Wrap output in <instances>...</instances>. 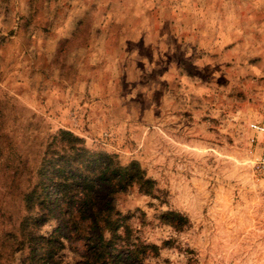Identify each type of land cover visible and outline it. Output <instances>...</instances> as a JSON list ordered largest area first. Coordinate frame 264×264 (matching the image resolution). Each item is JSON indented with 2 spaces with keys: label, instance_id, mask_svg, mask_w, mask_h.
I'll use <instances>...</instances> for the list:
<instances>
[{
  "label": "rangeland",
  "instance_id": "rangeland-1",
  "mask_svg": "<svg viewBox=\"0 0 264 264\" xmlns=\"http://www.w3.org/2000/svg\"><path fill=\"white\" fill-rule=\"evenodd\" d=\"M250 122L264 127V0H0V264H32L24 235L51 230L22 228L21 194L59 128L152 180L113 198L143 264H264Z\"/></svg>",
  "mask_w": 264,
  "mask_h": 264
},
{
  "label": "trees",
  "instance_id": "trees-1",
  "mask_svg": "<svg viewBox=\"0 0 264 264\" xmlns=\"http://www.w3.org/2000/svg\"><path fill=\"white\" fill-rule=\"evenodd\" d=\"M35 177L21 194L31 215L21 226L40 229L48 223L51 230L24 235L33 246L32 264H61L55 253L66 243L79 247L73 264H143L147 245L131 233L130 217L113 204L114 196L131 186L151 193L153 182L136 161L121 164L114 155L91 150L82 138L59 128L46 141ZM165 215L178 217L171 211Z\"/></svg>",
  "mask_w": 264,
  "mask_h": 264
},
{
  "label": "built area",
  "instance_id": "built-area-1",
  "mask_svg": "<svg viewBox=\"0 0 264 264\" xmlns=\"http://www.w3.org/2000/svg\"><path fill=\"white\" fill-rule=\"evenodd\" d=\"M248 127L253 133L257 134L262 133L264 130V127L257 122H250ZM251 140H253V138H251ZM254 165L256 170L264 175V154L256 158Z\"/></svg>",
  "mask_w": 264,
  "mask_h": 264
}]
</instances>
